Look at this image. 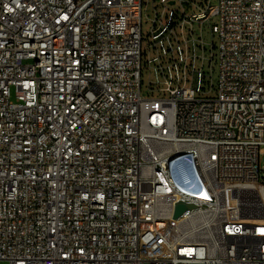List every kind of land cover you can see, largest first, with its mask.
<instances>
[{"label":"built area","instance_id":"built-area-1","mask_svg":"<svg viewBox=\"0 0 264 264\" xmlns=\"http://www.w3.org/2000/svg\"><path fill=\"white\" fill-rule=\"evenodd\" d=\"M143 8L0 0V262L264 264V0Z\"/></svg>","mask_w":264,"mask_h":264},{"label":"rangeland","instance_id":"rangeland-1","mask_svg":"<svg viewBox=\"0 0 264 264\" xmlns=\"http://www.w3.org/2000/svg\"><path fill=\"white\" fill-rule=\"evenodd\" d=\"M152 2L153 0H144V8H143V27H142V32H143V72H142V97L147 99V98H164L168 94L162 92L159 88H163V85H155V86H150V81L152 80L153 82L156 81L154 77H150V74L148 70L145 67V62L147 60V53H148V35L150 33V20L154 17V9L152 8ZM212 5L216 6L217 5V0H212ZM218 23V18L214 17L210 24H207L204 26L202 29V32L200 30V26H196V35L200 36L201 33L205 39V41L208 44H211L212 42L216 43L217 42V37H215L212 34L211 28L213 25ZM208 56H210V48L208 45ZM207 71H208V66L209 62H207ZM213 84L217 86L218 82V64L215 59L214 65H213ZM213 96H215V91L213 92ZM12 100H14V92L12 91ZM262 149V154L260 155V162L261 166L264 167V146L261 148ZM0 264H8L7 262H0Z\"/></svg>","mask_w":264,"mask_h":264},{"label":"water","instance_id":"water-1","mask_svg":"<svg viewBox=\"0 0 264 264\" xmlns=\"http://www.w3.org/2000/svg\"><path fill=\"white\" fill-rule=\"evenodd\" d=\"M193 208L192 205H184V204H179L177 205V210H176V214H175V218H178L183 212H185L186 210H189Z\"/></svg>","mask_w":264,"mask_h":264}]
</instances>
